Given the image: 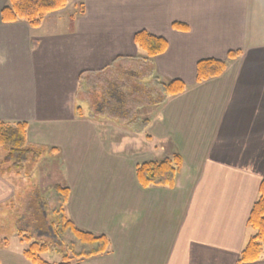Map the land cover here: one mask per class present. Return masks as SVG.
Instances as JSON below:
<instances>
[{
  "label": "crops",
  "instance_id": "1",
  "mask_svg": "<svg viewBox=\"0 0 264 264\" xmlns=\"http://www.w3.org/2000/svg\"><path fill=\"white\" fill-rule=\"evenodd\" d=\"M139 31L167 42L149 65L133 43ZM232 51L242 56L223 75L195 82L199 61ZM132 66L186 89L131 120L125 84L106 102L98 89ZM0 121L27 123V145L47 150L28 174L0 176V212L26 202L25 181L36 179L42 194L50 174L52 188L70 191L65 213L75 228L109 242L79 264H245L238 259L264 179V0H68L38 29L0 20ZM175 153L183 170L174 188L139 186L138 164ZM11 237L0 264H31L17 231ZM251 264H264L263 254Z\"/></svg>",
  "mask_w": 264,
  "mask_h": 264
},
{
  "label": "trees",
  "instance_id": "2",
  "mask_svg": "<svg viewBox=\"0 0 264 264\" xmlns=\"http://www.w3.org/2000/svg\"><path fill=\"white\" fill-rule=\"evenodd\" d=\"M67 0H8V4L0 11V20L4 24L23 21L32 29L41 27L43 21L52 13L65 9ZM172 30L187 32L188 27L180 23H173ZM133 43L144 54L143 64H150L155 57L162 55L167 50L165 39L153 36L146 31H139L133 35ZM242 56L241 51H232L226 60L205 59L196 64L195 82L200 84L210 79L218 78L224 74L230 61ZM137 61H140L137 58ZM114 64L103 71H109ZM152 66H132L130 72L125 74L123 70L117 71L112 77L99 85V95L105 97L110 94L111 88L116 91L119 86L125 84L129 93V103L132 108L131 120L138 118V113L146 107L151 108L162 104L169 98L182 94L186 85L179 80L164 81L158 77L150 76ZM121 71V72H120ZM126 75V79L124 75ZM128 76V77H127ZM123 78L126 80L124 82ZM104 88V92L101 88ZM158 92L157 97L151 98ZM105 95V96H104ZM156 96V95H155ZM131 97V98H130ZM148 108V109H149ZM77 117H81V110L77 109ZM149 121H141L145 126ZM28 125L25 122L14 125L0 121V150L3 156L0 158V176L23 175L32 170L35 163L41 159L47 150L44 148L30 147L26 143ZM148 138V137H147ZM53 149L52 151H55ZM4 152V153H3ZM183 170V161L178 154H172L156 161H147L135 167V178L141 188L159 187L172 189L179 173ZM37 188V185H35ZM34 186L29 198H25L28 204L26 211L34 209L35 215L18 218L17 234L21 241L27 245L23 251L24 258L31 264H55L44 260L41 255L49 252L53 247H66L67 253L57 264H79V260H87L103 255L107 252L109 242L104 236H94L79 231L67 218L65 208L70 191L67 187L55 186L42 195ZM12 205V203H11ZM37 212V214H36ZM37 216V217H36ZM29 218V219H28ZM36 218V219H35ZM39 220V221H38ZM34 223L33 231L29 227ZM24 223H27L24 226ZM247 226L254 231V235L248 240L246 246L239 255L240 263L251 264L259 260L264 244V179L258 188V199L253 204ZM46 235L52 242L42 243L35 241L34 237Z\"/></svg>",
  "mask_w": 264,
  "mask_h": 264
},
{
  "label": "rangeland",
  "instance_id": "3",
  "mask_svg": "<svg viewBox=\"0 0 264 264\" xmlns=\"http://www.w3.org/2000/svg\"><path fill=\"white\" fill-rule=\"evenodd\" d=\"M100 90L103 91V89H100ZM112 94H115L117 96V91H116L115 88H113V89L111 88L110 94H107V97L111 96ZM157 95H158V92H155V93L152 94L151 98L157 97ZM114 101H118V97L117 98H114ZM84 110H85V112H87L86 108H84ZM143 111H146V110L143 109ZM109 116H111V118L112 117L113 118L115 117L117 121H120V119L122 121H126L129 118L130 115L127 116V117H123V118L120 117V118H118V115L116 116V115L110 113ZM46 176H47L46 177L47 178V185H46L45 188H42V191H41L42 194L48 192L49 190L51 191L53 189L52 187L56 183V181H54V180L51 181L50 178H52V177H51L50 174H47ZM43 179H44V177H43ZM25 183H27V185H28L27 188L30 189V192H31L32 189H33V185L36 184V179H34V181L32 182V186H31V182H29V181L28 182L25 181ZM24 184H23V186H24ZM24 188L26 189V187H24ZM35 188H36V186H35ZM26 194L27 193H25V195H24L25 197H27ZM13 201H14V203L12 204V206H7V207H5V209H3V211L0 212V236L3 237V241L0 242V247L3 248V243H4L5 240H7L9 242V246H10L9 249L10 250H13L14 249V240L12 239L11 235H13L17 231V229H18L17 228L18 218L21 217V216H28V214H30L29 218L32 219L31 216L32 215H35V213H33L35 207L33 209V212L32 211H26V208L25 207H28V204H26V206H25L24 204H21L19 202V200H16V201L13 200ZM36 214H37V212H36ZM34 223H35V221L29 227L30 228L29 229L30 231H33V229H36L37 228V227H34ZM26 225H27V223H24V226H26ZM252 233H254L253 230H252ZM34 238H35V241H38L39 240L42 243H48V244H50L52 242L51 238H48L46 235H43L41 237H34ZM23 245L26 247L25 244H23ZM262 247H263L262 254L264 256V244L262 245ZM66 253H67V248L66 247H63V248L62 247H53L49 252L41 255V257L44 260H46V261H48L50 263L57 264V263H60L61 262L63 256L66 255Z\"/></svg>",
  "mask_w": 264,
  "mask_h": 264
}]
</instances>
